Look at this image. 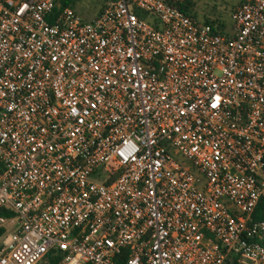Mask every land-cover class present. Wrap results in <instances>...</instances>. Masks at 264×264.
Masks as SVG:
<instances>
[{
  "label": "built area",
  "instance_id": "2783aa9c",
  "mask_svg": "<svg viewBox=\"0 0 264 264\" xmlns=\"http://www.w3.org/2000/svg\"><path fill=\"white\" fill-rule=\"evenodd\" d=\"M170 1L0 0V264H264V0Z\"/></svg>",
  "mask_w": 264,
  "mask_h": 264
},
{
  "label": "rangeland",
  "instance_id": "374dc122",
  "mask_svg": "<svg viewBox=\"0 0 264 264\" xmlns=\"http://www.w3.org/2000/svg\"><path fill=\"white\" fill-rule=\"evenodd\" d=\"M109 0H78L73 8L75 13L84 21L88 22L97 17L102 6ZM199 20L204 16L208 18H222L230 25V13L238 6L240 0H193ZM5 236L11 231V227L5 225ZM2 239L0 240V242Z\"/></svg>",
  "mask_w": 264,
  "mask_h": 264
},
{
  "label": "trees",
  "instance_id": "16d2710c",
  "mask_svg": "<svg viewBox=\"0 0 264 264\" xmlns=\"http://www.w3.org/2000/svg\"><path fill=\"white\" fill-rule=\"evenodd\" d=\"M77 1L78 0H59L60 9L65 8V7H70L73 9ZM164 1L171 2L170 0H164ZM241 3H242V0H240L239 4ZM172 5L179 8L182 11H185L192 17L199 19L196 11H194L195 2L193 0H184V2L181 5L172 2ZM56 12H58V9H55V13ZM202 21L205 24L216 28L218 32H225L229 27V24H227L224 20H222V18H219V17L218 18H208L204 16V18H202ZM0 217H11V215L6 213L4 210L0 209ZM252 220L253 221L264 220V197L260 199L258 206L256 207L253 213ZM3 233H4V229L0 228V236ZM59 262H60V257L54 256L53 253H50L49 255L46 256L42 264H58ZM233 264H238V263L235 260Z\"/></svg>",
  "mask_w": 264,
  "mask_h": 264
}]
</instances>
